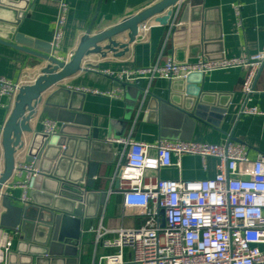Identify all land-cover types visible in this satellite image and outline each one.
Returning a JSON list of instances; mask_svg holds the SVG:
<instances>
[{"label": "crops", "instance_id": "0c3cea01", "mask_svg": "<svg viewBox=\"0 0 264 264\" xmlns=\"http://www.w3.org/2000/svg\"><path fill=\"white\" fill-rule=\"evenodd\" d=\"M16 1V0H11ZM66 1L69 5V15L62 47L57 56L66 59L69 52L74 51L85 33L91 26L92 34L112 28L117 23L132 17L160 0H37L29 18L22 20L19 32L35 40L52 44L56 21L60 12V3ZM189 0H183L182 9L171 26L163 27L154 23L145 40L136 39L130 44L129 50L121 57L109 52L106 57L90 55L83 60L84 71L66 79L59 86L44 95V99L55 93L58 88H66L84 92V98L78 95L72 102L73 108L81 107V111L46 108L41 103L37 108L36 117L30 122L34 132H43V122L53 120L62 125L61 116L75 114L83 124L91 130H98V140L94 141L93 150L96 153L99 168L94 178L95 191L101 197L92 200V212L95 217L84 223L81 245H77V262L74 264H97L98 259L106 254L114 253L98 243V233L103 230L114 231L118 227L132 228L141 224L140 218L132 215L123 217V194L115 188L113 181L117 163L124 152V146L112 142L115 139L131 137L137 142L157 143L161 140L195 141L200 143L223 144L234 138L245 146L251 160L264 154V66L258 75L255 93L250 106L257 108L261 114L242 115V87L246 71L240 68L229 71L210 72L206 75H194L195 85L208 95V99L217 100L228 106L226 119L218 126L196 120L188 116L182 108L167 106L157 102V98L167 99L169 96V81L156 79L139 86L124 84V94L120 98L108 95L94 94L88 90L108 93L119 84L113 78L95 72L91 69L112 70L120 72L135 68H147L156 63H165L169 57L177 60L194 62L200 57L208 60L223 58L247 57L262 50L264 47V0H200L199 7L187 13V21H182L184 6ZM239 8L240 16L236 14ZM6 17V16H5ZM192 19L194 21H192ZM176 26L186 27L187 35H174ZM128 33L116 40L127 42ZM194 37V38H192ZM106 42L100 46L103 47ZM120 50H118L119 52ZM38 61L19 50L0 44V78L12 83L26 78L28 81L37 79L40 75ZM149 87V93L145 90ZM217 95V98H216ZM214 96V97H213ZM58 96L54 102H63ZM14 98L0 95V159L4 157L3 127L8 121L13 108ZM161 107V108H160ZM236 117L234 123L231 119ZM58 128V129H59ZM34 134V133H33ZM33 134H24V147L16 153V161L28 162V151ZM174 165L163 168L157 176L163 180L198 181L214 178L217 175L218 162L209 158L204 164L199 156L181 155L173 158ZM26 174L15 175L4 189L5 201L11 206H25L20 202L23 190L15 187L24 181ZM29 195L34 190L30 184ZM0 204V216L7 214ZM3 225L15 224L13 215L6 216ZM0 222V228L6 229ZM19 235L15 238L14 252ZM116 234L107 233L104 238L113 240ZM264 248V247H263ZM127 259L131 252L126 251Z\"/></svg>", "mask_w": 264, "mask_h": 264}, {"label": "built area", "instance_id": "2783aa9c", "mask_svg": "<svg viewBox=\"0 0 264 264\" xmlns=\"http://www.w3.org/2000/svg\"><path fill=\"white\" fill-rule=\"evenodd\" d=\"M236 14L240 16L239 8ZM68 15L69 5L62 1L52 43L56 53L63 48ZM153 25L150 20L142 23L137 38L145 40ZM74 54L71 51L66 59L58 58L69 62ZM263 66L264 47L243 58L208 60L200 57L194 62L178 63L169 57L165 63L147 68L120 72L91 69L113 78L119 85L106 94L88 91L120 98L124 94L121 87L124 84L139 86L147 81L151 86L156 79L171 81L193 74L240 68L246 71L240 113L258 115L261 112L249 103ZM23 77L18 83L0 78V95L15 99L21 87L35 82ZM43 127L48 135H55L59 128L58 123L50 119L43 122ZM112 142L124 146L113 177L118 183V192L123 194V217L132 215L142 222L114 231L101 228L97 242L115 252L101 256L97 264H264V154L251 160L245 146L232 139L223 144L174 140L145 143L131 137ZM181 155L199 156L204 164L209 158L216 159L217 175L198 181L160 179L159 171L173 166V158ZM4 167L3 157L0 176ZM15 167L13 177L26 174L25 180L15 187L23 190L20 202L28 205L30 184L38 177L39 170L35 162L30 161L15 160ZM8 183L2 188L1 197ZM110 232L116 234L115 239L104 238ZM19 234V227L13 231L0 228V264H8V255ZM126 251L131 252L130 259L126 258Z\"/></svg>", "mask_w": 264, "mask_h": 264}, {"label": "water", "instance_id": "95a60500", "mask_svg": "<svg viewBox=\"0 0 264 264\" xmlns=\"http://www.w3.org/2000/svg\"><path fill=\"white\" fill-rule=\"evenodd\" d=\"M36 3L37 0H0V44L26 53L40 64V75L32 84L20 88L3 127L5 167L0 176V204L8 212L0 216V222L9 213L14 216L15 224L6 226L2 223V226L20 229L15 250L8 255V264H74L78 258L76 247L83 240L84 223L96 215L97 210L92 212V200L101 197V193L94 190L99 164L92 149L94 141L99 138L98 130L92 131L75 114L61 116L63 122L55 135L34 132L30 122L36 117L41 103L46 108L80 112L81 107L73 108L72 102L78 95L84 98V92L58 88L47 100L44 99L45 93L84 71L83 60L90 55L106 57L112 52L116 57L123 56L130 44L136 41L142 23L154 19L163 27L171 26L182 9L183 0H160L112 28L95 34H92L91 26L69 62L58 58L52 44L26 38L19 32L22 20L31 16ZM199 5L200 0H189V4L184 6V23L188 11H194ZM174 30V35H187L186 27L176 26ZM127 32V42L116 40ZM104 42L106 44L101 47ZM174 61L186 62L175 58ZM194 75L203 76L193 74L186 79L169 81L168 98H157V102L182 108L191 118L218 126L226 119L228 106L208 99V95L193 83ZM60 95L64 96L63 102L57 104L54 100ZM235 120L233 117L231 124ZM24 134H33L28 159L35 162L39 175L31 182L34 190L30 194V204L11 206L5 201L6 197H1V190L13 177L16 153L24 147ZM115 188L119 189L118 183Z\"/></svg>", "mask_w": 264, "mask_h": 264}]
</instances>
